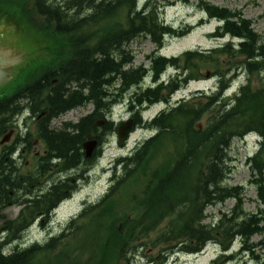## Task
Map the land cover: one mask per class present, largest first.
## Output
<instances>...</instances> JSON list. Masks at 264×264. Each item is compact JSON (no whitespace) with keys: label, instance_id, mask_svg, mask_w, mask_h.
<instances>
[{"label":"trees","instance_id":"1","mask_svg":"<svg viewBox=\"0 0 264 264\" xmlns=\"http://www.w3.org/2000/svg\"><path fill=\"white\" fill-rule=\"evenodd\" d=\"M1 3L15 6L27 26L44 34L43 39L59 41L62 49L39 77L0 100V139L16 114L28 110L40 116L35 134L0 147V215L9 205H28L19 218L5 221L8 237L0 229V264H138L141 260L166 264L174 254H199L210 242L221 248L212 264H264V256L257 253L264 240L253 242L255 235L264 236V36L242 11L197 0L204 13L199 24L221 22L211 37L228 40L168 57L161 52L167 39L187 34L190 26L175 27L163 14L169 6L192 0ZM141 36L155 45L150 68L132 66L135 56L126 47ZM169 68L175 73L163 80ZM147 75L152 80L145 85ZM206 77L216 79L215 90L200 91L176 107L168 106L151 121L144 119L147 108L170 103L178 90ZM240 78L245 82L228 95ZM125 100L134 120L131 132L155 129V135L114 161L105 194L85 201L58 235L44 244L9 250L8 244L21 238L31 219L42 212L44 217L38 219L48 220L55 207L89 180L104 144L118 129L119 123L108 113ZM90 103L93 110L78 121L59 130L52 127L54 118ZM253 131L263 138L259 150L248 158L250 182L261 207L249 213L244 209V186H229L227 180L233 169L229 152L233 140ZM36 138L47 149L41 157L43 177L54 166V174L65 178L42 198L29 199L33 174L8 173L7 169L16 168L6 158L23 145L31 149ZM89 139H97L98 146L86 158L84 144ZM230 199L235 200L234 207L206 223L207 207ZM237 239L241 249L230 252Z\"/></svg>","mask_w":264,"mask_h":264},{"label":"rangeland","instance_id":"2","mask_svg":"<svg viewBox=\"0 0 264 264\" xmlns=\"http://www.w3.org/2000/svg\"><path fill=\"white\" fill-rule=\"evenodd\" d=\"M209 2L218 6L230 8L231 10H240L247 19L253 22L255 30L264 36V0H208ZM144 2V0H141ZM0 55L7 57L22 56L21 60L16 64L8 66L10 67V75L4 82L0 83V100L4 97L13 95L20 87L28 82H31L33 78L39 77L42 70L45 67L54 64L55 54L61 51L62 44L56 40L48 41L43 39V35L40 32L35 31L25 24L26 20L21 16L19 10L15 6H11L8 3L0 4ZM13 14L17 15L14 16ZM1 15L3 17H1ZM204 13L197 7V0H192L191 4H177L175 6H169L164 14L163 18L167 23L174 25L175 27H181L186 30L189 27L188 33H184L180 37L168 38L164 48L161 50L162 54L168 57L177 56L186 50L190 49H210L216 47L219 43L226 42L228 38L218 40L211 37V34L215 32L216 28L221 24L217 20L207 21L205 24L200 25L199 20ZM20 18V19H19ZM22 21V24L20 23ZM134 56V67L144 65L147 68L151 67V61L149 59L150 54L155 50L153 42L144 36H141L131 41L127 46ZM173 68L168 69L164 74V78H168L170 74H174ZM151 76H145V85L151 83ZM215 78L206 77L199 81H191L187 86H184L178 90L170 100V103H179L183 99H191L199 95L200 91H213L215 90ZM240 82L244 83L242 78L235 81L228 94L234 92ZM118 89V85L116 86ZM117 92V90H114ZM124 104L115 107L113 117L115 123L121 120H126L129 117L126 105ZM169 103V105H170ZM167 103H159L149 107L143 116L145 119H152L161 110L166 109ZM92 110V106L71 110L66 115L53 121V125L58 127L62 122H76L82 116L88 114ZM154 132L147 129H136L132 132L127 140L119 145L118 137L115 136L104 147L103 153L98 161L92 168L91 177L66 201L56 210L52 221H48L41 225L37 223L32 225L16 242L8 244V249L12 250L16 245L21 248H27L35 242L44 244L51 236L58 235L63 228L68 224L70 219L78 214L84 206V202L89 200H97L105 194L110 186V169L113 166L114 161L120 156L126 155L145 138L151 136ZM259 145L252 137L247 136L242 139H234L230 156L232 161V173L227 180L229 186H244L245 204L244 209L249 213L257 212L259 202L257 199L256 187L250 182L252 179L251 169L248 165V158L255 154ZM35 153V150H34ZM24 166L30 165L33 167L34 159L32 155L28 156L26 161L21 160ZM235 205V200L230 199L223 204L210 206L207 209L209 214L206 223H210L212 220L220 218L222 211H229ZM21 206L11 205L3 209L0 215V229L3 237H8L7 227L5 226L6 220H12L17 217ZM50 222V223H49ZM264 236L255 235L253 238L254 243L261 242ZM240 240H238L234 249L237 250L240 246ZM257 253L264 256V247L258 246ZM220 255V250L215 249L212 245L207 247L199 254L184 255L174 254L168 258L166 264H212L213 260ZM138 264H147L145 260L138 261ZM227 264H236L230 262Z\"/></svg>","mask_w":264,"mask_h":264},{"label":"flooded vegetation","instance_id":"3","mask_svg":"<svg viewBox=\"0 0 264 264\" xmlns=\"http://www.w3.org/2000/svg\"><path fill=\"white\" fill-rule=\"evenodd\" d=\"M12 67V66H11ZM10 67V70L12 69ZM9 70V71H10ZM8 70H6L7 72ZM10 72L7 74L5 73L3 81H5L9 77ZM55 81V80H54ZM3 99V98H2ZM23 113H18L10 120V127L6 131L4 136H8L7 144L8 146L12 145V142L16 141L18 138H25L26 136L29 137L32 133L35 134L37 130V122L39 121V117H34L29 112L30 116L25 117L23 119ZM9 116V114L7 115ZM30 134V135H29ZM2 137V138H3ZM26 137V138H27ZM28 140V139H26ZM3 144V145H5ZM0 144V147L3 146ZM35 150V153H34ZM47 149L45 148L44 142L40 138H36L33 147L31 149H27L25 145L18 147V150L13 152L10 157H7L6 160L8 161L11 159L10 166H14L16 169H7L8 173H15L23 174V175H31L34 176V184L32 185L33 195L29 199L39 198L41 197L47 190H50L58 181V179H63L65 177L58 176L54 174L56 167L50 166L49 170L46 172V175L43 177L42 173L43 170L41 168V157L45 156ZM32 155L34 162L33 167L31 168L30 165L24 166L21 160L26 161L28 156ZM21 209L16 218H19L21 212L28 208L27 203L20 204ZM40 217H44V213L40 212L35 219H31L32 224L36 223Z\"/></svg>","mask_w":264,"mask_h":264},{"label":"water","instance_id":"4","mask_svg":"<svg viewBox=\"0 0 264 264\" xmlns=\"http://www.w3.org/2000/svg\"><path fill=\"white\" fill-rule=\"evenodd\" d=\"M22 57L23 55L17 56V57H7V56L0 55V82L4 79L5 69L8 70L6 72L7 74L8 72H10L8 66L16 64L18 61L21 60ZM9 76L11 75L9 74ZM133 123H134L133 119H129L126 122H124L121 126H119L118 128L119 145H122L125 142V138L129 134L133 126ZM7 141H8V136H5L2 139L1 143L3 144ZM97 145H98V141L96 139L89 140L84 144L87 158L92 156Z\"/></svg>","mask_w":264,"mask_h":264},{"label":"bare ground","instance_id":"5","mask_svg":"<svg viewBox=\"0 0 264 264\" xmlns=\"http://www.w3.org/2000/svg\"><path fill=\"white\" fill-rule=\"evenodd\" d=\"M127 68H128V67L126 66V69H127ZM149 84H150V83H149ZM228 97H229V96H228ZM125 101H127V100H125ZM125 101H122V102H120V103L115 104V105L112 107V110L108 113V116H110V117L113 116V113H114L113 111H114L115 107L124 104ZM159 103H166V102H159ZM159 103H156V104H159ZM127 104H128V101H127V103H125L126 108H127ZM156 104H154V105H156ZM167 104H168L169 107H176V106H177V104H174V103H170V105H169V103H167ZM154 105H152V106H154ZM89 106H92V110H93V105H92L91 103L88 104L87 106H84V107H89ZM168 106H167V107H168ZM84 107H80V108H84ZM150 107H151V106H150ZM77 109H79V108H77ZM147 109H148V108H147ZM147 109H146V110H147ZM166 109H167V108H166ZM92 110H91V111H92ZM146 110H145V111H146ZM163 110H165V109H163ZM163 110H161V111H163ZM91 111H90V112H91ZM127 111H128V109H127ZM145 111H144V112H145ZM161 111H160V112H161ZM69 112H70V111H67L66 113L60 115V118H61L62 116H64V115H66V114L69 113ZM144 112H143V113H144ZM160 112H159V113H160ZM128 113H129V112H128ZM153 118H154V117H153ZM153 118H152V119H153ZM144 119H145V118H144ZM152 119H145V120H149V121H151ZM66 123H69V121H64V122H62L58 127H55V125H52V127L55 128V129H58V130H59V129L63 128V127L65 126ZM150 131H151V132H156L155 129H150ZM253 132H255L257 135H260V134H259L258 132H256V131H253ZM253 132H252V133H253ZM154 135H155V133H153L151 136H154ZM260 136H261V135H260ZM233 141H234V140H233ZM232 143H233V142H232ZM231 148H232V145H231ZM231 148L229 149V152H231ZM48 191H49V190H47L44 194H46ZM44 194H43V195H44ZM43 195H42V196H43ZM42 196L39 197V199L42 198ZM37 198H38V197H37ZM258 202H259V201H258ZM259 203H260V202H259ZM209 207H210V206H209ZM209 207H207V209H208ZM207 209H206V211H205L206 214H208V213H207ZM208 215H209V214H208ZM238 240H239V239L235 240V242L232 243V245H231L232 248H231V251H230V252H232V251L238 252L239 249H237V250L234 249V245H235V243H236ZM208 245H212L215 249H217V250L219 249V250L221 251L220 245H219L217 242H210ZM239 248H240V247H239ZM240 249H241V248H240ZM179 254H184V255H195V254H186V253H183V252H181V253H179ZM234 263H236V261H235Z\"/></svg>","mask_w":264,"mask_h":264}]
</instances>
